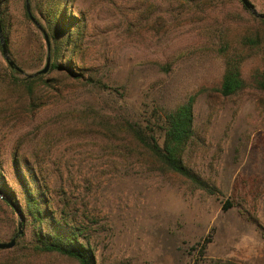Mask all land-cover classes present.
Instances as JSON below:
<instances>
[{
	"label": "rangeland",
	"instance_id": "obj_1",
	"mask_svg": "<svg viewBox=\"0 0 264 264\" xmlns=\"http://www.w3.org/2000/svg\"><path fill=\"white\" fill-rule=\"evenodd\" d=\"M250 1L264 14V0ZM30 4L49 39L61 21L70 43L51 37L48 46L26 0L0 1L9 55L22 70L0 48V242L21 222L6 198L24 217L0 264H79L36 250L43 228L77 229L96 264H199L196 246L208 238L207 262L264 264V19L241 0ZM58 48L65 56L56 59ZM55 62L59 70L34 77ZM228 62L239 64L245 86L224 97ZM189 101L194 129L183 159L215 194L164 170L133 134L161 139L156 121ZM29 193L52 217L44 224Z\"/></svg>",
	"mask_w": 264,
	"mask_h": 264
},
{
	"label": "trees",
	"instance_id": "obj_2",
	"mask_svg": "<svg viewBox=\"0 0 264 264\" xmlns=\"http://www.w3.org/2000/svg\"><path fill=\"white\" fill-rule=\"evenodd\" d=\"M26 16L30 21H33V18L36 20L32 10L30 14L27 11V7ZM59 22L60 25L58 24L52 30L53 32L51 37L53 41L58 42L59 38L62 37L63 44L70 43L68 36L69 34L67 35L68 28L61 27L63 26V23L61 21ZM54 23H56V21H54ZM51 37L49 40H51ZM6 44L8 47L7 41ZM0 48H2L1 44ZM72 53L73 52H70V54ZM51 54L52 53L50 52L49 55L51 56ZM64 56L65 54L60 51L59 48L55 51L56 59ZM59 69L60 65L55 62L50 66L47 74ZM39 78L41 77L33 79L37 80ZM244 86L245 83L241 77L239 64L237 65L235 62H228L219 92L224 97H230L233 94L243 90ZM258 86L264 90V78L258 81ZM193 106V101H189L188 103L180 106L174 112L165 113L163 116L159 117L156 123L160 130L161 139L156 138L154 134H146L144 131H142V129L137 130L135 127H133L132 130L136 139L154 156L156 161L162 166L164 170L179 175L196 188L205 190L210 194H215V188L202 179L198 174L193 172L183 159L187 144L193 137ZM160 140H162V143H160ZM28 199L30 202L29 209L38 223L44 224V219L47 222L52 218L50 215H47V210H42L41 206H43L42 204L44 203L32 198L31 193H29ZM44 199L45 198L43 197L42 200L44 201ZM229 207L230 203H227L224 208L227 210ZM79 236L80 235L78 234L77 229H75V231L72 233H62L61 231L54 230L48 234L44 232L43 228L37 237L38 245H36V250L44 253H58L76 260L79 264H96L93 253L88 247L81 243ZM210 242L211 238H208L203 243L200 242L197 244L196 247L201 248V259L198 261L199 264H241L232 260H210L207 262V259L205 258V252ZM196 247L193 250L197 251Z\"/></svg>",
	"mask_w": 264,
	"mask_h": 264
},
{
	"label": "water",
	"instance_id": "obj_3",
	"mask_svg": "<svg viewBox=\"0 0 264 264\" xmlns=\"http://www.w3.org/2000/svg\"><path fill=\"white\" fill-rule=\"evenodd\" d=\"M1 1V0H0ZM242 4L244 5V7L246 9H248L253 15H255L258 18L264 19V14L258 13L255 5L250 1V0H241ZM26 7H27V11L31 14V4H30V0H26ZM33 17V16H31ZM33 22L37 25V27L42 31V33L44 34L45 40L48 44V46L50 45V41H49V35L47 33V31L35 20V18H33ZM0 44L2 47V53L5 57V59L7 60L9 66L12 69H15L19 72H22V70L16 65V63L11 59L10 55H9V51H8V47L7 44L5 42V38H4V34H3V28H2V22H1V15H0ZM49 71V63L47 64V66L42 69L41 71H38L34 77H37L39 75H45L47 74ZM0 197H3L2 192L0 191ZM7 202L17 211V213L20 215L21 217V222L19 224V232L17 233V235L8 243L6 242H0V250H11L13 249L16 245H17V240L18 238L23 234V212L21 211V209L18 208V206L10 201L9 199H6Z\"/></svg>",
	"mask_w": 264,
	"mask_h": 264
}]
</instances>
